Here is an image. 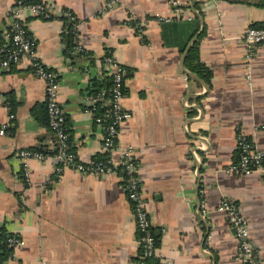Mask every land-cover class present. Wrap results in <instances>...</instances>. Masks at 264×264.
I'll use <instances>...</instances> for the list:
<instances>
[{
  "label": "crops",
  "instance_id": "0c3cea01",
  "mask_svg": "<svg viewBox=\"0 0 264 264\" xmlns=\"http://www.w3.org/2000/svg\"><path fill=\"white\" fill-rule=\"evenodd\" d=\"M39 1L50 7L49 18L21 13L38 56L58 74L59 104L81 163L102 153L103 130L85 95L89 77L106 69V54L125 71L128 115L117 147L132 148L156 239L155 254L146 260L245 264L227 215L218 209L229 199L246 218L257 263L264 264V173L227 171L238 156L239 131L264 150V47L247 57L242 39L248 25L264 23V7L227 0H181L179 6L169 0ZM14 2L0 0V41ZM65 11L75 16L84 56L68 49ZM195 16L197 30L190 23ZM193 46L210 69L209 83L185 64ZM100 100L108 104L105 93ZM45 105L44 81L27 60L0 72V126L6 125L0 134V224L21 239L3 264H140L139 233L118 175L71 166L58 173L52 157L17 155L56 140L41 120Z\"/></svg>",
  "mask_w": 264,
  "mask_h": 264
},
{
  "label": "built area",
  "instance_id": "2783aa9c",
  "mask_svg": "<svg viewBox=\"0 0 264 264\" xmlns=\"http://www.w3.org/2000/svg\"><path fill=\"white\" fill-rule=\"evenodd\" d=\"M117 0H109L108 4ZM171 4L179 6L181 0H169ZM29 10L33 15H41L45 18L51 16L50 7L43 2L24 3L22 0H15L8 15L11 19L10 27L3 32L4 44L0 47V72L6 71L10 66L19 64L23 60H27L31 69L43 79L45 84V103L48 114V125L55 134L56 140H45L44 144L48 152L33 149H20L17 152L22 159L38 158L44 159L52 157L56 160V171L59 173L64 166H71L81 173L116 174L122 180V186L126 196L131 204L134 213V222L139 233L141 242L140 264H145L146 258L155 254L157 248L156 239L151 229L148 212L144 207V198L141 191L140 179L136 173V165L133 160V152L131 147H117V138L121 123L128 115L122 106L124 96V80L125 71L118 60L112 54L103 56L104 66L112 77V85L109 89L107 101L109 108L105 113V118H109V122L103 124V118L96 116L93 107H89V111L93 116V120L101 125L102 143L101 151L105 154L104 160H91L90 163L84 164L76 159L73 152L68 150L69 132L65 124V117L58 100L59 78L56 71L49 68L40 59L36 51L35 40L29 33L27 23L21 10ZM68 16L71 27V43L74 52L80 56L87 54L82 47L79 35L77 33V24L75 16L70 11H65ZM169 20V17L163 18ZM141 24H138V26ZM242 39L247 45V57L251 56V52L258 46L264 47V26L248 25L243 34ZM251 74H247L250 81ZM250 83V82H249ZM105 92L96 96L87 95V99L91 104L100 98ZM6 125L0 126V134L4 133ZM238 156L228 168V172L248 175L254 172L264 173V150L259 148L251 138L244 132L239 131L236 135ZM120 149L122 159L116 162L113 157ZM25 178L29 180L28 171L23 170ZM218 209L224 211L227 215L229 224L239 242V257L245 264H258L255 252L251 242L248 239L247 220L239 211L237 205L229 199H223L218 205ZM21 244V239L16 234L7 238V245L15 250ZM13 255V254H12Z\"/></svg>",
  "mask_w": 264,
  "mask_h": 264
},
{
  "label": "trees",
  "instance_id": "16d2710c",
  "mask_svg": "<svg viewBox=\"0 0 264 264\" xmlns=\"http://www.w3.org/2000/svg\"><path fill=\"white\" fill-rule=\"evenodd\" d=\"M24 3H34V2H39V0H22ZM230 2H243L246 4H252L255 6L259 7H264V0H227ZM179 20V19H178ZM76 22V20H75ZM134 23V22H133ZM191 24H196V27L194 30H197L199 27V21L197 17L195 16L192 21L190 22ZM252 26H264V23H253L250 24ZM71 27L72 23L67 24L66 26V32L64 33V37L66 36V42L68 41V49L71 51L73 49V45L71 43ZM5 40L4 38L1 37L0 41V47L4 44ZM92 60V59H91ZM186 66L193 72L197 73L202 79H204L206 82L209 83L210 81V69L205 66L198 57V52L196 51V47L194 48L191 47L187 53L186 60H185ZM112 85V77L108 73L106 69L102 70L100 74H95L89 77L87 87L85 88V95H92L96 96L99 93H102L103 90H105V96H108L109 89ZM9 104L11 107V110H13L14 103L13 101L9 100ZM46 106V105H45ZM93 107L94 113L96 116L102 117L103 124H106L109 122V118H105V113L107 109L109 108V105L104 104L103 101L98 98L95 103L90 105ZM42 122L44 124L48 125V114H47V108H45V114L42 116ZM65 124L67 126V131L69 132V138H68V150L71 152H74V148L72 146L71 138H70V131H69V126L68 123H66L65 119ZM50 128V127H49ZM54 141V140H53ZM45 140H42L40 146L35 148L34 150H40L43 152H48L49 150L46 149V146L44 144ZM97 160H104L105 159V154L101 153L98 157H96ZM10 235H14V233L9 232L5 225L0 224V264H3L6 260L12 257L13 254V249L7 245V238ZM146 264H160L158 261L155 259H147Z\"/></svg>",
  "mask_w": 264,
  "mask_h": 264
}]
</instances>
